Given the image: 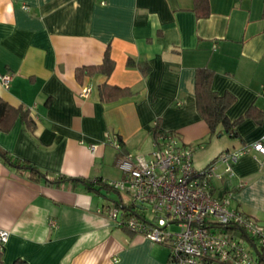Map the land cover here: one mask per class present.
<instances>
[{
	"label": "crops",
	"instance_id": "1",
	"mask_svg": "<svg viewBox=\"0 0 264 264\" xmlns=\"http://www.w3.org/2000/svg\"><path fill=\"white\" fill-rule=\"evenodd\" d=\"M209 1L208 15L198 16L192 0H0V74L13 76L0 97L31 119L17 114L0 129V148L50 178H76L31 179L0 157V227L9 232L0 264H166L168 245L98 213L107 204L77 178H122L106 135L148 155L155 118L194 147L197 168L264 135V0ZM105 50L111 72L77 79L75 69L102 63ZM202 67L215 92L233 97L225 114L234 134L218 124L209 137L194 94ZM104 84L128 93L106 100ZM83 85L90 90L80 95ZM262 159L249 149L213 194L264 227Z\"/></svg>",
	"mask_w": 264,
	"mask_h": 264
},
{
	"label": "built area",
	"instance_id": "2",
	"mask_svg": "<svg viewBox=\"0 0 264 264\" xmlns=\"http://www.w3.org/2000/svg\"><path fill=\"white\" fill-rule=\"evenodd\" d=\"M12 78L10 72H2L0 84L8 87ZM89 90L83 85L80 95ZM156 135L148 155L122 151L119 137L106 135L104 143L120 153L116 163L123 177L102 181L127 192L131 202L112 200L97 212L152 242L168 245L166 264H256L247 238L233 229L227 231V226L243 229L262 246L264 227L245 212L230 208L227 195H214L213 183L232 175V163L249 149L264 156V135L250 145L220 151L202 168L193 164L194 147L183 143L178 134L162 129ZM89 148L94 152L96 143ZM259 166H264V159ZM147 205L150 216L138 214ZM55 224L51 218L50 226ZM8 238V230L0 227V252Z\"/></svg>",
	"mask_w": 264,
	"mask_h": 264
},
{
	"label": "trees",
	"instance_id": "3",
	"mask_svg": "<svg viewBox=\"0 0 264 264\" xmlns=\"http://www.w3.org/2000/svg\"><path fill=\"white\" fill-rule=\"evenodd\" d=\"M193 2V10L198 16H207L210 11V1L209 0H192ZM262 12H264V8H262ZM264 15V13H262ZM114 60L110 58L108 55L107 50H105L103 61L98 65L88 66L83 65L77 67L75 69V76L77 79H81L84 75L90 74L93 69L97 68L98 70L109 73L113 68ZM211 75L212 71L208 68H198L195 74V83H194V94L196 99V107H198V111L201 114L202 118L205 119L207 126L209 137L213 136L215 132V128L218 124H223L226 131H231V134H234L232 131V124L229 118H227L225 112L228 104L232 101L233 97L230 94H218L211 88ZM128 93V88L123 86L117 85H102L100 94L102 98L108 99H115L119 98L120 95ZM17 114L22 116L23 120L29 123L31 120L28 115V111L23 109L21 105L13 107L11 104L7 103L4 99L0 97V129L7 130L13 121V119L17 116ZM162 128H160V121L159 118H155L154 123L151 127V135L153 139L157 136L156 134L160 132ZM121 142V141H120ZM122 147V145H121ZM124 149H122L123 151ZM0 157L10 165L17 169H26L28 172V177L33 178H43L47 181L57 183L63 179L74 180L75 177H65L63 175H59L56 178H50L47 176V173L36 167L34 164H29L24 160L17 159L8 155L6 150L0 148ZM81 181L85 187L89 190H92L96 193L102 192V187L112 190L106 182L102 181V178L98 177L94 181L88 178H77ZM117 190V189H114ZM234 230L235 234L246 237L249 244L253 242L256 247L258 248V252L255 253L256 255V264H264V246L260 243L258 244L254 238L250 235H247L246 232L241 228H233L227 226V231ZM12 264H26L25 260L23 259H14Z\"/></svg>",
	"mask_w": 264,
	"mask_h": 264
},
{
	"label": "rangeland",
	"instance_id": "4",
	"mask_svg": "<svg viewBox=\"0 0 264 264\" xmlns=\"http://www.w3.org/2000/svg\"><path fill=\"white\" fill-rule=\"evenodd\" d=\"M119 196L121 201L126 204V203H130V197L129 195L127 194V192H122L121 191V194H119L116 190L112 189V190H109V189H106L104 187H102V192H101V195H99V198L101 199V201L105 204H110L112 202V200H117L119 199ZM147 208L143 209V211H140L142 213H144L147 217L150 216V212H149V206L147 205L146 206ZM139 213V212H138ZM173 228L176 229V226L174 225H171Z\"/></svg>",
	"mask_w": 264,
	"mask_h": 264
},
{
	"label": "water",
	"instance_id": "5",
	"mask_svg": "<svg viewBox=\"0 0 264 264\" xmlns=\"http://www.w3.org/2000/svg\"><path fill=\"white\" fill-rule=\"evenodd\" d=\"M138 207L141 205H137ZM251 247L253 248L254 252L257 253L258 252V248L256 247V245L253 242H250Z\"/></svg>",
	"mask_w": 264,
	"mask_h": 264
}]
</instances>
